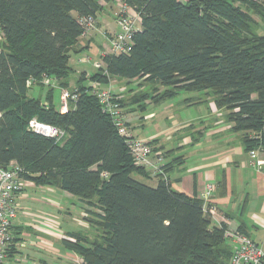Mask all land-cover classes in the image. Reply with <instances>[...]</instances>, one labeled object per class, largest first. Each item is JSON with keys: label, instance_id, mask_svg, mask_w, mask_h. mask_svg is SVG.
<instances>
[{"label": "trees", "instance_id": "1", "mask_svg": "<svg viewBox=\"0 0 264 264\" xmlns=\"http://www.w3.org/2000/svg\"><path fill=\"white\" fill-rule=\"evenodd\" d=\"M125 1L140 17L130 51L103 55L105 74L97 69L90 84L117 78L165 88L132 95L139 108L146 99L203 91L230 130L242 134L245 151L264 148V134L252 138L264 127V32L252 17L264 27V1ZM98 10V0H0V167L14 161L35 187L58 188L96 210L87 211V221L100 231L97 239L70 232L61 241L77 264H228L225 229L210 227L201 199L173 191L163 175L155 186L132 178L149 172L133 164L86 79L77 76V100L66 111L55 108L54 88L44 81L68 89L82 21ZM34 86L47 87L43 101L30 96ZM119 94L122 108L128 99ZM32 119L64 138L34 133ZM155 149L163 158L172 152Z\"/></svg>", "mask_w": 264, "mask_h": 264}, {"label": "crops", "instance_id": "2", "mask_svg": "<svg viewBox=\"0 0 264 264\" xmlns=\"http://www.w3.org/2000/svg\"><path fill=\"white\" fill-rule=\"evenodd\" d=\"M98 3L99 10L94 16L96 22L94 31L85 38H79L75 47L77 53L72 54L73 57L70 58L72 62L76 61L75 66H72L69 60L72 70L76 68L77 75L80 73L90 75L83 65L77 62L79 56L93 54L94 57H98L107 52L109 39L118 29L115 16L119 7L118 0H98ZM89 68V73L96 72L92 65ZM206 100L208 102H205ZM189 103L187 105L182 103V107L190 109ZM193 105L191 108L198 109V114L189 118L190 120H178L170 114L165 119L167 125L165 130L148 137L137 135L136 138L155 140L153 146L162 149L161 152L172 151L163 158V165H166L163 177L167 179L173 191L199 198L207 185L214 187L207 201L203 200V209L210 219L211 228L224 227L225 231L241 232L264 249V148L258 151L252 165L249 152L245 151L242 142V134L230 130L231 126L224 121L222 112L218 109L215 112L212 101L205 97ZM150 114L147 116L150 120L156 117L155 113ZM194 120L198 121L197 125H192ZM161 135L167 142L175 140L170 149L166 150L163 143L159 142ZM178 157H181L182 161L177 164L175 159ZM144 179L147 181L155 179L153 185L155 186L158 177L149 172V177ZM28 188L36 191L34 185ZM46 194L52 196L50 191ZM54 196L59 198L58 193ZM27 198L23 192L16 196L17 214L11 228L14 241L7 252V264H60L58 260L61 259L60 250L55 249L53 243L55 240L62 241L63 232L56 231L59 227L54 224L55 222H52L51 227L38 225L32 219L35 216L20 206V201ZM31 200L37 201L35 198ZM80 205L84 212L86 205L82 202ZM55 209L63 219L69 216V212L64 211L62 206L57 205ZM87 211L81 215L84 222L88 217ZM224 240L233 251L235 242L229 237ZM46 245L49 252L57 256V260L49 261L38 255L42 251L38 249L47 250L43 248ZM67 254L68 252L65 256Z\"/></svg>", "mask_w": 264, "mask_h": 264}, {"label": "rangeland", "instance_id": "3", "mask_svg": "<svg viewBox=\"0 0 264 264\" xmlns=\"http://www.w3.org/2000/svg\"><path fill=\"white\" fill-rule=\"evenodd\" d=\"M182 3H185L187 0H179ZM264 1V0H263ZM99 5V3H98ZM117 14H118V8H117V12L115 14L116 16V23H117ZM253 19H255L259 24H260V28L257 29V33L258 34H262L264 32V27L261 25V23L259 22L258 18L255 17L254 15H252ZM94 19V18H93ZM95 19H94V24L92 25V27L89 30L90 32H93L95 29ZM88 33V34H89ZM88 34L82 35L81 37L85 38L87 37ZM109 53V42H108V47H107V52L102 53V55H99L98 57H94L93 54H83L81 56H79L77 62H79L81 59H83L84 57H88L90 58V63L87 64H82L83 68L86 70V72H88V74L91 75L90 72V68L89 66L92 65V67L97 70L94 65L97 62L102 61L101 57L103 55H106ZM73 56H71L72 58ZM72 62V60H70ZM75 62H72V66H75ZM70 64V63H69ZM81 67V66H78ZM92 71V70H91ZM72 75L69 77V82H68V89H65L67 91H74V86H75V81L77 79V75L75 72H77L76 68L75 70H72ZM94 72V71H93ZM92 72V73H93ZM75 74V75H74ZM80 76L83 78L81 79V81L83 82L86 81L88 82L87 84L89 86H91L90 82L87 80V78L89 77V75H86V73H80ZM52 80H45L44 83H48L50 85H48L49 87H53V104L55 106V108L59 111H66V109H68V105L69 103H67L64 107L65 108H61L62 105V101L60 100V95H61V89H59V87L57 86H53V83L50 82ZM54 82V81H53ZM52 83V84H51ZM74 85V86H73ZM109 85H113L116 88V92L117 94L120 93L118 95V98H124L125 101L126 99H128L126 102H128L125 107H122V113L125 117V119L128 120L130 119V123H128V128L130 130V132L132 133V135L136 138L137 135H139V137H148L154 134H157L158 132H161L163 130H165L167 128L166 125V118L168 116H170V114L174 115L176 119L178 120H190L189 118H192L194 116H196L198 113V109H193L191 108L192 106H194L193 104L197 103V101H201L203 98L208 97V94L205 92H185V91H178L176 96H174L171 99H167L164 101H161L159 103H155L152 99H146V101H144V107L143 108H139L137 107V105L135 104H130V97L132 95H139V94H143L145 93L146 95H148L150 92L152 91H157L158 92H162L165 88L160 86V85H153V84H147L141 80H132L130 82H127L125 80H121V79H117V78H113L110 80L109 84L107 86H99V88H107ZM73 86V87H72ZM47 91V87L45 86L43 89H40L37 86H34L30 91L29 94L32 97L35 98H39L40 100L43 101V98L45 96V92ZM210 101H212L213 106L215 107V112H217V108L212 100V98H209ZM190 102V103H189ZM192 102V103H191ZM205 102H208V100H206ZM71 103V102H70ZM182 103L186 104L189 103L191 105L190 109H184L182 107ZM167 105H169L168 107H166ZM166 107V108H165ZM157 111V113H156ZM201 111V110H200ZM155 113L156 117L154 119H149L147 118V116L149 114ZM150 114V115H151ZM153 117V116H152ZM138 118V119H136ZM143 119V121H142ZM142 121V122H140ZM192 125L196 124L198 121H192ZM141 124V126H140ZM138 139V138H137ZM139 140H143V139H139ZM143 141H148L150 142V140H143ZM159 142L164 146V148L166 150L170 149L171 145H174L175 140L172 141H165V137L163 135H161ZM151 145V144H150ZM151 147L153 148V144L151 145ZM158 150L155 149V151L153 150V153H157L159 154V156L162 157V155L160 153L157 152ZM163 159V157H162ZM163 164V162H162ZM163 173V172H162ZM160 175V174H159ZM132 178L138 180L139 182L148 185V186H153L155 179H153L152 181H147L144 178H141L139 176L136 175H132ZM28 186H33L32 185H27L23 188V190L21 192H23L25 194V198L28 197L26 200L24 201H20L21 203V208L27 210L28 212L32 213L35 217L32 218L38 225L42 224V225H47L48 227H51L52 222H55L54 224L59 227L56 231H60L63 232V236L65 239L67 236V234L65 232H80L82 234V236H87V238L90 241H93L95 239L98 238L99 232L97 230V228L92 226V224L90 223V221H87L88 218H90L91 216L88 215V218H85V222L87 223V225H85V222L82 220L81 215L83 213V215L85 214L84 212L86 210H89L91 212H96L95 209L90 208L88 206L84 207V212H83V208H80V202L78 203V200L76 197L69 195L68 193L55 188V187H48V186H40V187H35V190L29 189ZM25 191V192H24ZM48 191H50L52 193V196H48L46 193H48ZM56 193H58L59 198L55 197L54 195H56ZM71 197V198H70ZM31 198H35L37 201H33L31 200ZM59 205L62 206V208H64V211L69 212V216H65V218L63 219L62 216H60L61 214H59V212L55 209V207ZM22 213H24V211H22ZM20 216V214H19ZM80 216V217H79ZM67 217V218H66ZM66 219H68V221L66 222ZM32 220V221H33ZM62 239V240H63ZM67 239V238H66ZM99 240V239H98ZM56 242H52L55 246L54 248L57 250H60L59 252V256L61 257V259H58L57 256L53 255L51 252H49V247L43 246L44 249L47 250H43V249H38L40 251V253H38V255H40V257H43L46 260L49 261H55V260H60V264H77V263H81V260L74 254L68 252V254L65 256V253L67 251H65V249L63 248V246L61 245V242L55 240ZM42 248V246H40ZM53 248V247H52ZM56 257V258H55ZM63 259V260H62Z\"/></svg>", "mask_w": 264, "mask_h": 264}, {"label": "built area", "instance_id": "4", "mask_svg": "<svg viewBox=\"0 0 264 264\" xmlns=\"http://www.w3.org/2000/svg\"><path fill=\"white\" fill-rule=\"evenodd\" d=\"M118 2V29L109 39V54L112 55H119L130 51L132 36L137 31L140 22L139 14L125 0H118ZM93 24L94 19L92 17L84 19L82 21V35L88 34ZM90 62V58L84 57L78 63L87 64ZM94 67L102 70L105 74L102 61L97 62ZM91 87L93 88L92 94L98 99L101 112L109 116L117 134L124 139L133 164L146 169L154 175H163L161 169L162 157L157 153H153L150 142L135 138L126 126L127 120L116 99V88L113 85H109L107 88H99V85L96 83H92ZM61 90V108H65L64 106L67 103L77 100L75 91ZM28 126L31 131L44 137L61 140L65 136L64 131L40 123L35 119H32ZM261 134H264V127L258 133L253 134L252 138L259 139ZM262 149V147H258L249 151L252 165H254L258 151ZM21 173V167L14 161H11L6 168L0 167V264H7V252L13 241L11 228L17 214L16 196L21 193L25 186L32 185L30 181L24 180L21 177ZM102 175L106 176L105 173ZM213 190L214 187L212 185H207L200 194L199 199L207 201ZM210 212L212 213V210ZM223 236L224 238L229 237L235 242V248L232 251L228 264H263L264 249L255 244L249 237L238 231H225Z\"/></svg>", "mask_w": 264, "mask_h": 264}]
</instances>
